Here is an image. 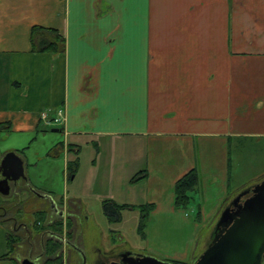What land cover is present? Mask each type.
Here are the masks:
<instances>
[{"label": "crops", "instance_id": "1", "mask_svg": "<svg viewBox=\"0 0 264 264\" xmlns=\"http://www.w3.org/2000/svg\"><path fill=\"white\" fill-rule=\"evenodd\" d=\"M35 26L55 29L64 51H34ZM58 109L61 124L41 118ZM50 133L61 140L31 157ZM60 142L61 154L48 156ZM256 146L264 149V0H0V161L11 151L22 159L21 196L29 187L72 208L53 182L74 181L67 166L79 150L84 191L70 202L85 220L90 204L108 199L153 205L151 223L158 212L186 215L174 185L195 168L190 211L202 222H187L197 227L244 187L230 189L232 168ZM7 231L1 220L0 257Z\"/></svg>", "mask_w": 264, "mask_h": 264}, {"label": "rangeland", "instance_id": "2", "mask_svg": "<svg viewBox=\"0 0 264 264\" xmlns=\"http://www.w3.org/2000/svg\"><path fill=\"white\" fill-rule=\"evenodd\" d=\"M49 135L50 137H46L44 140L40 138V141L33 145L30 151L31 157H33V155L42 154L41 150H44L42 149L44 146H48L49 140H61L62 138V135L59 133H50ZM87 151L88 150L85 148L84 153L81 155L85 162L83 164V171L85 169L88 170L91 166ZM231 166H233L232 160ZM261 170H264V149L257 146L252 147L248 150L247 156H242L241 160L235 158V163L232 168L234 175L230 180V189H239L243 186L245 189V187L259 182L263 177L257 180H255V178L259 176ZM77 171V174L75 173L77 177L73 182L69 183V181H66V177L64 179L65 184L62 183V181L55 180L53 182L55 183L53 184L54 186H58L57 192H63L65 193V197L69 198V203L73 198L71 196L77 193L79 194L84 188V185H80V183H84L82 177L83 172L81 176L78 177ZM35 173L38 175V171ZM243 188L240 189V191L244 190ZM249 195L250 193L245 195L244 198ZM14 196L15 195H10L9 197L0 196V221H5L8 232L20 235L21 241L23 240L25 228H33V223L35 218H37L36 212L43 211L46 213V221L45 224H43L45 227L60 219L50 210L49 203L46 201L38 199L34 195L21 196V194H19L17 198ZM234 196L235 195H232V197L226 199L216 219L214 218L206 223H201V225L197 227L192 225L193 223L187 222V218L191 220V222L194 221L198 224L202 222L200 215H198V210L195 209L193 212L190 211L192 201L188 207L184 209V213H186V215L183 214L184 216L179 214L177 218H172L168 217V214L164 212H158L154 215L157 221L147 223L142 231V235L137 231L140 217L139 206H136L130 211L122 210L120 212L121 221L110 223L102 211V206L92 203L88 209L90 221L85 220L84 215L86 213L81 209L82 207H80L81 210L79 209L78 213H75L77 222L75 235L76 238L81 236L80 240L83 246L84 257L87 259V264H92L98 257L102 259H112L114 253L122 249L132 251V253L150 256L160 261H180L181 263L192 264L204 252L208 243L211 241L213 229L221 211L229 204ZM58 206L59 209H62L64 212H68L70 209L67 205L64 206L59 204ZM74 210H77V208H74ZM69 213L71 214L72 211ZM204 214H206V212H204ZM61 220L65 226L66 217L61 218ZM109 230H112V232L109 233ZM32 231V234L36 235L33 229ZM64 231L65 228L63 229V232ZM108 234H110V236H108ZM122 236L124 238L120 239ZM65 250L66 248L63 249V260H67L68 255H70L68 264H77L78 260H80L77 251L75 252L72 250L68 253ZM177 255L179 257H177ZM262 264H264V258Z\"/></svg>", "mask_w": 264, "mask_h": 264}, {"label": "water", "instance_id": "3", "mask_svg": "<svg viewBox=\"0 0 264 264\" xmlns=\"http://www.w3.org/2000/svg\"><path fill=\"white\" fill-rule=\"evenodd\" d=\"M0 174V195L6 196L10 191L9 181L25 179L22 159L13 151L7 152L0 161ZM40 196L56 209L49 195ZM127 254L131 255L129 264H173L150 256ZM263 258L264 179L237 193L221 211L210 243L192 264H262ZM22 264L33 263L25 259Z\"/></svg>", "mask_w": 264, "mask_h": 264}, {"label": "trees", "instance_id": "4", "mask_svg": "<svg viewBox=\"0 0 264 264\" xmlns=\"http://www.w3.org/2000/svg\"><path fill=\"white\" fill-rule=\"evenodd\" d=\"M31 41L32 48L34 51H45L49 50L54 53H61L64 51V38L58 34L55 29L51 28H43V27H33L31 30ZM68 151H73V146L68 145ZM64 145L62 142L57 143L54 147L50 149L47 153L48 156L57 157L61 154ZM79 150H77L74 155L75 159L70 161L67 166L68 176H73L79 166V160L77 155ZM231 171V163L229 165V172ZM146 176V172H139L134 175L130 179V183H135L141 180ZM199 183V175L195 168L189 170L186 174H184L181 178H179L174 185V205L177 209H186L188 205L192 201V193L197 189ZM26 190L25 186L22 185V191ZM2 200V199H1ZM78 205V204H77ZM102 211L104 215L107 217L110 223L112 222H120L122 210H133L136 206L134 205H119L112 200H104L102 201ZM138 207V206H137ZM140 217H139V225H138V233L142 235V231L147 224L149 214L153 209V205H139ZM37 218L33 223V229L37 233H41L44 230H50L53 233L62 234L63 233V222L59 219L56 222H53L51 225H47L46 227L43 225L46 221V213L43 211L36 212ZM199 215V213H198ZM5 223V221H4ZM68 230L72 227V223L70 220L67 221ZM70 238H73L72 233L68 234ZM7 240V248L8 253L2 257L1 259H8V256L12 254L14 244L21 241L20 235H15L7 231L6 234ZM62 244L56 238H46L44 241V251L45 258L43 264H64L63 255L61 253ZM174 264H185L181 262L174 261Z\"/></svg>", "mask_w": 264, "mask_h": 264}, {"label": "flooded vegetation", "instance_id": "5", "mask_svg": "<svg viewBox=\"0 0 264 264\" xmlns=\"http://www.w3.org/2000/svg\"><path fill=\"white\" fill-rule=\"evenodd\" d=\"M254 185V184H253ZM252 186V185H251ZM9 193L6 196H2V197H9L10 195H15L14 197L17 198L19 196V194L23 193L24 191H22V186H21V179L17 180V181H9ZM28 192H31V195H35V193H33V190L31 189H27ZM38 199L44 200L42 198H40L37 194L36 196ZM245 199L244 197H242V200ZM232 200V199H231ZM44 201H47V199H45ZM19 203V202H18ZM17 203V204H18ZM73 206L72 208H70L68 210V212H64L62 209L59 210L58 209H51L50 206V210L60 219L63 217H66V222H65V226L63 224V229L65 228V231L62 234H57V233H53L50 230H44L41 233H37L33 228H25L24 230V235H23V240L20 242L15 243L13 246V252L11 255L8 256V259L11 260L14 264H22V262L25 259H29L32 261L33 264H43L44 258H45V251H44V241L46 238H56L57 240H59L62 244V248H61V253L63 255V249L66 248V252L70 253L72 250L73 251H77V254L80 258V260H78L77 264H87V259L84 257L83 254V246L81 244V236L76 238V226H77V222H76V214L79 212L80 207L77 204H73L72 202H70ZM74 206L77 208V210H74ZM58 211H61L60 214H58ZM72 211V213L70 214L69 212ZM70 220L72 223V227L70 228V230H68L67 227V221ZM32 229L36 232V235L32 234ZM72 233V237L70 238L68 236L69 233ZM210 243V242H209ZM208 243V244H209ZM132 253V251L126 250V249H122L117 251L116 253H114V256L112 259H102L100 257H98L97 259H95L93 261L92 264H112V263H116V264H129L130 263V256L127 253ZM70 259V255H68L67 260H64V264H68Z\"/></svg>", "mask_w": 264, "mask_h": 264}, {"label": "built area", "instance_id": "6", "mask_svg": "<svg viewBox=\"0 0 264 264\" xmlns=\"http://www.w3.org/2000/svg\"><path fill=\"white\" fill-rule=\"evenodd\" d=\"M63 111L62 109H58L56 112V116L53 119H49V114L47 112H42L41 118L46 121L47 124L53 123V124H60L63 119Z\"/></svg>", "mask_w": 264, "mask_h": 264}]
</instances>
